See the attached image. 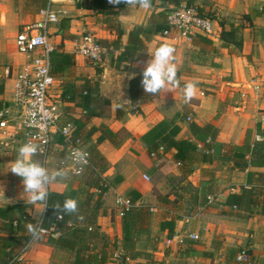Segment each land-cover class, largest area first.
Listing matches in <instances>:
<instances>
[{
    "label": "crops",
    "instance_id": "1",
    "mask_svg": "<svg viewBox=\"0 0 264 264\" xmlns=\"http://www.w3.org/2000/svg\"><path fill=\"white\" fill-rule=\"evenodd\" d=\"M43 4L44 0H0V108L9 107V126L0 129V195L7 198L0 201V206L27 205L24 210L33 220H20L21 229L14 234L20 239L30 238L26 226L38 224L45 208L41 203H26L22 178L9 170L17 149L23 144L20 126L16 124L21 113L13 105L11 94L13 79L24 57L16 51L14 40L20 26L34 20ZM171 4L167 0H152L148 9L130 10L126 4L117 8V20L122 30L120 47L113 53L104 47L102 61L95 66L75 53L80 34L91 31L99 40L111 41L117 38L116 32L107 27L103 13L77 7L75 0L60 3L66 14L50 26L49 39L55 48L73 54L74 65L56 77L49 95L52 101L61 102L62 120H72L76 124V134L90 153L91 165L79 176L70 175L66 180L54 181L49 192L68 195L78 201L77 222L90 223L104 237V240H94L96 251L101 248L122 250L131 254L135 263H145L151 257L160 264H264V214L260 213L263 195H258V205L252 203L250 192L251 186L261 188L264 184V166L240 169L230 152L231 146L242 145L247 139L252 143L256 134L264 133V0H193L198 12L212 20V34L187 38L174 33L168 36L155 33L134 59L117 65L115 58L127 43L130 31L148 23L166 24ZM223 30L231 32L226 39L221 36ZM140 36L144 39L143 34ZM163 43L176 49L175 64L181 87L157 95L146 93L142 87L148 99L139 104L138 112L130 111V81L142 75L147 61L152 58L148 51H154ZM97 67L101 68L100 72ZM6 68L8 75L4 74ZM106 69L124 75L117 82L108 81ZM190 81L196 82L197 95L186 105L182 100V89ZM95 82H98L99 94L108 98L110 105L105 115L88 117L75 102L82 89L94 87ZM117 107L124 113L117 115ZM162 121L179 126L180 130L174 136L176 140L187 139L196 145L191 151V172L186 174L183 164L175 161L174 147L157 149L155 156L150 155L142 136ZM190 122L218 127L215 142L223 145L217 152L212 146L214 143L209 142L211 161L202 160L201 153L207 150L206 142L192 134ZM101 125L113 135L104 137L99 129ZM93 127L97 130L90 133ZM58 139L56 137V141ZM65 157V151L55 145L46 158L36 155L33 159L52 171L60 167V161ZM251 171L257 173L250 176L248 172ZM155 173L162 180L172 177L177 182L175 189L169 192L158 186V191L154 192L150 176ZM143 174L148 175L149 180H145ZM97 176L107 183L103 195L93 184ZM187 181L193 191L183 193L181 186ZM115 192L129 198L139 195L134 201L135 206H149L153 211L147 226L135 233L129 242L123 240V217L114 204ZM205 193L207 200L201 203L200 198ZM232 194L235 197L231 198ZM162 196L173 202L166 207L160 206ZM176 196H182L183 202L193 198L190 214L179 213V207L174 205ZM172 216L177 217L176 233L193 232L199 238L167 245V231L161 230L160 224ZM0 235H8L1 224ZM52 236L57 234L52 233ZM241 250L246 251L244 262L236 260ZM74 254L75 250L60 248L44 238L32 242L21 262L72 264ZM108 264L117 263L109 258Z\"/></svg>",
    "mask_w": 264,
    "mask_h": 264
},
{
    "label": "trees",
    "instance_id": "2",
    "mask_svg": "<svg viewBox=\"0 0 264 264\" xmlns=\"http://www.w3.org/2000/svg\"><path fill=\"white\" fill-rule=\"evenodd\" d=\"M169 3L177 4L179 0H167ZM77 7L90 8L97 11V13H103L105 16V22L110 30H114L117 34V38L111 41L99 40L101 45L106 48L107 52L113 53L120 47L119 37L122 34V30L117 20L118 11L117 8L124 5L121 3L119 5H111L108 0H75ZM188 5H193V0H186ZM198 11V10H197ZM201 14L200 12H198ZM203 15V14H201ZM205 16V15H203ZM166 24H152L148 23L144 27H138L130 31L127 43L124 45L123 49L117 53L115 58L117 65L122 61L132 60L135 56L146 48V41L150 38L152 34H159ZM229 31H222L221 36L226 39L230 36ZM143 34L144 39L140 36ZM74 65V56L68 52H64L60 48H55L51 54V72L55 77H59L67 69H70ZM97 72H100L101 68H96ZM142 75L131 79L129 84V94L131 98V109L130 111L138 112L139 104L148 99V96L142 92L141 85ZM0 91H2V85H0ZM79 100L75 103L80 106L85 115L95 116V115H105L108 107L110 105V100L103 97L98 92V82H95L94 87H84L79 94ZM124 113V111L117 107V115ZM67 120V119H66ZM64 120V121H66ZM167 127H170L168 131ZM103 131L104 137L106 135L112 136V132L106 129L104 125L99 127ZM189 129L192 134L200 141H204L206 146V151L201 153L203 161H211L212 152L209 146V142L214 143L212 146L215 151H219L223 144L215 142L216 137L219 133L218 127L213 124L205 123L203 125L196 124L194 122L189 123ZM97 130V128H91L90 133ZM180 128L176 124L170 125L166 121L159 122L149 129L147 133L142 136L143 141L148 147L149 153L157 151V149L162 146L163 149H169L174 147L176 152L174 154L175 161L183 164L184 172L187 174L192 171L191 169V158L192 152L196 149V145L187 139L176 140L174 136L179 132ZM262 140L250 142L248 139L242 145L231 146L230 152L233 160H235V165L240 169H246L249 166H264V133H261ZM101 138L98 139L100 141ZM159 139V140H158ZM209 139V141H207ZM158 140V141H157ZM57 141H60L58 139ZM248 154V158L246 155ZM226 155V151L224 153ZM257 172H248V175H255ZM93 184L99 189L100 195L107 190L105 182L99 178L95 177ZM182 191L193 190L191 183L187 181L181 186ZM243 187V186H242ZM207 189V188H206ZM261 190V191H259ZM208 191V189H207ZM206 191V192H207ZM209 190L208 192H210ZM251 201L254 204H260L258 195L262 194V202L260 213L264 214V184L261 188L256 185L250 187ZM68 195L59 194L56 192H49V197L47 200V206L45 207L44 213L40 220V225L43 227H53V231L48 236L47 240L52 242L56 246L68 250H75L74 258L72 264H108L109 258L111 257L112 250H107L101 248V250L96 251V246L94 240L96 238H101L104 240L103 236H100L98 231L90 226V223L84 224L77 222L75 214L64 215L62 219H57L56 210L53 207L56 203H63ZM139 197V195H130V198L134 204V201ZM235 197L233 196H230ZM207 200L206 193L201 196L200 202L204 203ZM172 200L167 196H162L159 198L160 206H169ZM173 202V201H172ZM234 202V201H231ZM27 207L25 204H20L16 206H0V224L1 228L8 233V235H0V264H22L21 261L10 262L13 255L18 252V250L28 241L29 238L20 239L14 237L21 229V219L23 221H31V215L24 209ZM150 207L149 206H134L124 214L123 216V240L129 242L132 236L138 231L144 229L150 218ZM19 213V216L16 215ZM169 212H165L166 215ZM176 216H172L169 220H164L160 224L161 230L167 231V237H171L175 233V220ZM52 233H56L57 236H52ZM137 253L135 254V256ZM134 256V257H135ZM132 264H160L157 260L148 258L145 263L134 262Z\"/></svg>",
    "mask_w": 264,
    "mask_h": 264
},
{
    "label": "built area",
    "instance_id": "3",
    "mask_svg": "<svg viewBox=\"0 0 264 264\" xmlns=\"http://www.w3.org/2000/svg\"><path fill=\"white\" fill-rule=\"evenodd\" d=\"M65 1L67 0H44V4L37 11V17L22 24L17 30L14 40L15 49L24 57V61L13 79L11 101L21 113V118L16 124L20 126L23 143L36 144L37 155L43 158L51 153L53 146L60 147L66 154V157L60 161V167L64 168L73 167L70 159L72 150L82 149L88 153V164L84 166V172L91 165L90 153L84 146L82 138L76 134V124L72 120H62L61 102L52 101L49 95L56 81V77L51 72V54L55 46L49 39V28L66 14L65 8L60 6V3ZM49 14L57 17L56 22L48 20ZM166 25L167 27L160 32L162 36L174 33L175 36L188 38L199 34L210 35L213 32L212 20L199 14L193 5L186 3V0H179L177 4L170 5L166 14ZM104 52L105 48L94 33L84 31L80 34L75 53L83 56L91 64L98 65L102 61ZM4 74H9L8 68L4 70ZM8 114V106L0 108L2 130L9 126ZM189 120L190 118L187 117V121ZM56 137L61 140L57 142ZM262 138L261 134H256L254 137L255 141H260ZM158 150H163V147L160 146ZM150 155L155 156L156 152H151ZM143 178L149 180L146 174H143ZM105 185L107 186V183ZM105 193L106 191L103 194ZM114 204L121 217L134 206L131 198L118 192L114 193ZM36 225L43 229L39 239L48 238L53 231V227H43L40 222ZM187 238L196 240L199 236L193 232L185 234L175 232L171 237H167L165 242L167 245L182 244ZM33 241L35 240L30 235L28 241L13 255L10 262L22 261L23 254ZM110 258L111 262L117 264L134 263L133 258L122 250L113 251ZM236 260L246 261V251L241 250Z\"/></svg>",
    "mask_w": 264,
    "mask_h": 264
},
{
    "label": "clouds",
    "instance_id": "4",
    "mask_svg": "<svg viewBox=\"0 0 264 264\" xmlns=\"http://www.w3.org/2000/svg\"><path fill=\"white\" fill-rule=\"evenodd\" d=\"M109 4H126L129 9H148L152 0H108ZM48 20L56 22L57 17L49 14ZM151 59L147 61L142 70L141 85L144 91L150 95H157L162 91H172L181 87L177 76L175 64L176 49L173 45L163 43L154 51H148ZM197 95L196 82L190 81L184 84L182 89V100L184 104H190ZM38 153V146L32 142H25L17 149L16 158L11 162L10 171L22 178L23 191L26 194V203L36 205L41 203L44 208L47 206L49 197V186L57 180H66L70 175H79L83 172L84 166L88 164V153L82 149L75 148L70 154L73 167H59L49 171L40 162L33 159ZM57 218L62 219L64 215L79 213L78 201L72 197H66L63 203L53 205ZM43 208V210H44ZM78 219H83L78 216ZM27 231L36 240L41 237L43 229L37 225L28 224Z\"/></svg>",
    "mask_w": 264,
    "mask_h": 264
},
{
    "label": "rangeland",
    "instance_id": "5",
    "mask_svg": "<svg viewBox=\"0 0 264 264\" xmlns=\"http://www.w3.org/2000/svg\"><path fill=\"white\" fill-rule=\"evenodd\" d=\"M101 15V14H100ZM100 17V16H99ZM89 32H91V31H89ZM93 33V32H92ZM101 63V62H100ZM100 63H98V65H95V66H99V64ZM94 65V64H93ZM151 177V181L150 182H152L153 184H154V188H155V190H154V192L155 191H158V186L160 187V188H163V187H165V189L166 190H169V192H172V190H174L175 189V187L177 186V182L174 180V179H172V177H168V180H162V179H160L161 178V176L159 175V174H154L153 176H150ZM168 185V186H167ZM182 188V187H181ZM191 190H189V189H187V191H186V193H189ZM193 191V190H192ZM185 191H183V193H184ZM181 194V193H180ZM192 198V197H191ZM189 199V200H187V201H184L183 202V200H184V198H182V196H180V197H177L176 196V198H175V200H174V205H175V207H179L178 209H180V210H178V211H180L179 213L180 214H190L192 211H193V207H191V204L193 203V198L192 199ZM184 203H186V205L184 204ZM149 212H150V215L153 213V211L152 210H150L149 209ZM155 237L153 236V239H154ZM154 243H156V241H155V239H154ZM111 250V249H110ZM109 250V251H110ZM112 254V253H111ZM145 254V256H147V257H149V255H148V253H144ZM128 255H130V256H132L131 254H128ZM149 258H151V257H149Z\"/></svg>",
    "mask_w": 264,
    "mask_h": 264
},
{
    "label": "water",
    "instance_id": "6",
    "mask_svg": "<svg viewBox=\"0 0 264 264\" xmlns=\"http://www.w3.org/2000/svg\"><path fill=\"white\" fill-rule=\"evenodd\" d=\"M105 75L107 76L108 81L116 80V82H117L118 80H120L122 78V76L124 74L117 73L114 70H107L106 69ZM6 200H7V198L5 196L0 195V201H6Z\"/></svg>",
    "mask_w": 264,
    "mask_h": 264
}]
</instances>
